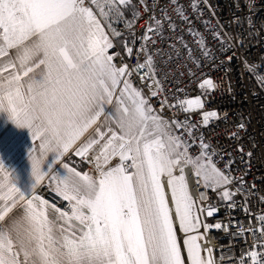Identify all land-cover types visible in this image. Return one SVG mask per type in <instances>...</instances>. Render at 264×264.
Instances as JSON below:
<instances>
[{
    "label": "snow or ice",
    "instance_id": "obj_1",
    "mask_svg": "<svg viewBox=\"0 0 264 264\" xmlns=\"http://www.w3.org/2000/svg\"><path fill=\"white\" fill-rule=\"evenodd\" d=\"M190 6L199 12L195 0ZM143 7L147 14L146 0ZM177 15L210 57L195 21L182 6ZM141 18L132 0H0V116L32 140L26 180L0 152V264H214L213 249L206 240L200 244L201 229L230 232L233 224L205 222L219 214L209 190L229 210L242 198L249 224L233 222L235 235L250 231L254 243L234 264H264V213L247 207L255 183L248 188L244 176L233 174L231 159L218 167L220 153L201 131L218 119L215 110H204L216 86L205 78L195 96L181 97L185 90L177 88L154 105L163 89L147 42L152 32L162 34L163 24L153 12L137 48L132 41ZM216 39L224 49L222 34ZM190 47L185 44L186 53ZM134 53L144 59L132 66L127 61ZM73 157L91 171L79 170ZM186 168L205 189L199 200L190 193ZM45 181L51 198L41 194Z\"/></svg>",
    "mask_w": 264,
    "mask_h": 264
},
{
    "label": "built area",
    "instance_id": "obj_2",
    "mask_svg": "<svg viewBox=\"0 0 264 264\" xmlns=\"http://www.w3.org/2000/svg\"><path fill=\"white\" fill-rule=\"evenodd\" d=\"M195 2L199 4V12L196 13L191 9L190 0H179L178 4H174L173 0H146L150 9L146 14L143 7L145 0H132L142 17L135 24L136 39L132 42L137 48L140 47L137 41L147 29V21L154 12L155 17L161 19L163 24L162 34L152 32L151 39L147 42V49L154 60L156 78L163 89L160 96L152 101L154 105L163 96L171 99L177 88L185 90L177 93L181 97L195 96L198 83L205 78L213 81L215 91L208 98L204 110H215L218 119L212 120L207 127H202V134L206 142L220 153L214 158L218 167L224 169L231 159L234 161L231 172L238 178L244 176L248 188L255 183V191L247 192L250 197L247 207L253 214L264 213V203L259 200V197L264 195V83L257 80V77L264 79V3L260 0H195ZM253 4L256 7H252ZM181 6L184 14L195 21L194 28L198 30L199 38L212 50L210 57L205 58L199 44L187 34L189 25L180 22L182 17L177 15V10ZM200 13L203 14L202 17ZM166 17H171L176 24L175 31L171 30ZM249 20L252 21V26H249ZM202 21H207V24ZM153 26L155 27L154 22ZM217 34H222L224 49L216 39ZM229 36L232 37L231 40L228 39ZM180 37H183V40ZM125 39H131L130 34L126 33ZM120 41H117V44H120ZM185 44L191 46L188 53L184 50ZM228 44L232 45V50H227ZM189 54L198 59L199 63L189 59ZM229 56H234L231 62L228 61ZM138 59L143 61L144 57H137L134 53L127 62L135 66ZM249 66L251 72L248 71ZM135 80L148 94V87L140 83L138 75ZM165 115L172 116L173 111H166ZM180 118L183 119L182 116ZM199 119L197 116L196 120ZM241 123L245 125L242 129L238 128ZM238 148H243V153L239 152ZM195 151L196 149H193V152ZM249 152L251 157L247 155ZM72 159L79 167H83L84 171H91V166L79 158ZM185 175L191 195L195 199H201V193L205 192V189L196 185V177L190 169H185ZM46 185L47 183L41 194L48 197ZM207 194L211 197V203L219 208V214L205 222L209 225L233 224V227L230 232L213 228L210 232L204 233L201 229L203 238L200 244L203 247L206 240L207 248L213 249L211 258L214 264H234L242 252L253 250L251 246L254 243L250 231L235 235L238 226L233 222H238L244 228L249 224V219L242 209V198L237 197L236 208L229 210L224 203L219 202L215 193L209 190ZM252 223L258 225L255 220ZM205 253L209 257V253Z\"/></svg>",
    "mask_w": 264,
    "mask_h": 264
},
{
    "label": "crops",
    "instance_id": "obj_3",
    "mask_svg": "<svg viewBox=\"0 0 264 264\" xmlns=\"http://www.w3.org/2000/svg\"><path fill=\"white\" fill-rule=\"evenodd\" d=\"M31 145L32 140L26 129H17L11 123H5L3 116H0V152L3 153L5 162L16 168L25 180L30 168L27 153ZM55 167L59 172H63L58 165ZM79 170L84 171V168L79 167ZM50 217L54 218V213L51 211Z\"/></svg>",
    "mask_w": 264,
    "mask_h": 264
},
{
    "label": "bare ground",
    "instance_id": "obj_4",
    "mask_svg": "<svg viewBox=\"0 0 264 264\" xmlns=\"http://www.w3.org/2000/svg\"><path fill=\"white\" fill-rule=\"evenodd\" d=\"M169 195V199H170V192L168 193ZM174 210V209H173ZM178 235L182 238L183 237V233H178Z\"/></svg>",
    "mask_w": 264,
    "mask_h": 264
},
{
    "label": "rangeland",
    "instance_id": "obj_5",
    "mask_svg": "<svg viewBox=\"0 0 264 264\" xmlns=\"http://www.w3.org/2000/svg\"><path fill=\"white\" fill-rule=\"evenodd\" d=\"M203 254L205 255L206 258H208L206 253H203Z\"/></svg>",
    "mask_w": 264,
    "mask_h": 264
},
{
    "label": "trees",
    "instance_id": "obj_6",
    "mask_svg": "<svg viewBox=\"0 0 264 264\" xmlns=\"http://www.w3.org/2000/svg\"><path fill=\"white\" fill-rule=\"evenodd\" d=\"M120 44H122V41H120Z\"/></svg>",
    "mask_w": 264,
    "mask_h": 264
}]
</instances>
